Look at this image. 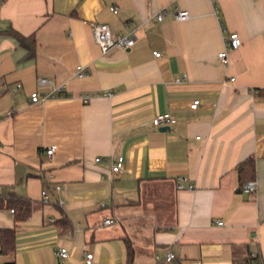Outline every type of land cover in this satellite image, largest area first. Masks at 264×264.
<instances>
[{
	"label": "crops",
	"instance_id": "1",
	"mask_svg": "<svg viewBox=\"0 0 264 264\" xmlns=\"http://www.w3.org/2000/svg\"><path fill=\"white\" fill-rule=\"evenodd\" d=\"M164 7L192 17L156 21ZM136 21L134 47L101 52L94 22L117 36ZM10 29L34 34L33 55ZM226 31L242 40L229 63L218 56ZM162 112L174 118L165 130L151 122ZM252 157L249 192L239 166ZM180 175L195 189H179ZM19 198L33 208L18 223L10 199ZM16 225L0 264H87L83 246L92 264H264V0L0 3V229Z\"/></svg>",
	"mask_w": 264,
	"mask_h": 264
},
{
	"label": "built area",
	"instance_id": "2",
	"mask_svg": "<svg viewBox=\"0 0 264 264\" xmlns=\"http://www.w3.org/2000/svg\"><path fill=\"white\" fill-rule=\"evenodd\" d=\"M1 3V2H0ZM111 10L116 13L118 12V8L116 6H112ZM175 20V21H186L189 20L192 15L191 13L186 10V9H181L178 8L172 14L170 13V10L167 7L162 8L157 14L154 16L156 21H164L169 18V16ZM144 23L143 22H132L130 24V29L124 34H119L117 36H114L112 34L111 27L107 23H99V22H94L92 24V31L94 35V39L96 44L99 46L100 50L102 53H108L112 49H127L134 47L136 42H137V32L139 31L141 25ZM224 41H225V48L218 53L219 58H221L225 63H229V56L228 53L230 50L237 49L242 45V40L241 37L237 32H228L226 31L224 33ZM154 56L156 57H161L162 52L156 50L153 52ZM87 74V71L85 69V66L82 64L77 65L75 75L78 77H84ZM184 78L187 77L186 74L183 76ZM235 78L232 77L231 80H234ZM177 81H180L181 78H177ZM39 82L41 84H48L49 80L47 78L40 77ZM20 86V85H19ZM62 91V86H59L55 89L53 92H47V93H40L39 91H34L31 93V101L32 102H38V101H44L47 100L50 97L55 96L56 92ZM108 95H112L111 92H108ZM94 95L87 94L85 95V99L88 100L89 98H92ZM201 103L200 99H194L193 102L191 103L192 108H197L199 104ZM8 114H11V112H8ZM174 118L169 112H162L158 113L155 116H153L151 122L154 127H163V126H169L173 122ZM55 151L54 147H50L47 149V154L49 156H53ZM97 162L102 161V157L98 156L95 158ZM124 168V162L120 160H115L112 161L111 163V169L112 173L114 175L119 174L122 172ZM177 187L179 189H195L194 184H186L185 183V177L183 175L178 176V181H177ZM244 190L253 192L256 190V182L255 180H249L247 181L244 186ZM57 190L61 189V185L56 186ZM42 198L43 200H48L49 198V193L47 190L42 191ZM60 203H62V200H60ZM102 205H105L104 203H101ZM12 212H14V209H11ZM53 220V219H50ZM106 224H111L114 222L113 218H106L104 221ZM219 224H223V221H219ZM58 253L61 258L66 259L69 256V250L61 246L59 247ZM82 253L84 257V261L87 264H92L94 260V253L89 251L87 247L83 246L82 248ZM159 258V256H157ZM166 260H172L175 258V254L171 251L167 252L166 255L164 256Z\"/></svg>",
	"mask_w": 264,
	"mask_h": 264
},
{
	"label": "trees",
	"instance_id": "3",
	"mask_svg": "<svg viewBox=\"0 0 264 264\" xmlns=\"http://www.w3.org/2000/svg\"><path fill=\"white\" fill-rule=\"evenodd\" d=\"M5 0H0L4 2ZM10 33H13L14 36L22 43L25 44L29 51V56L34 54L36 39L34 34L26 37L19 32L10 29ZM256 177V167L254 158H248L242 162L239 166V187L243 188L244 184L249 180H254ZM10 205L14 209L15 218L17 222H22L27 219L32 211V202L25 198L19 199H10ZM18 232V226L15 227H6L0 229V252L9 254L14 252L16 244V236ZM128 250H129V260L133 255V247L131 241L128 239ZM5 264H15L14 261L6 262Z\"/></svg>",
	"mask_w": 264,
	"mask_h": 264
},
{
	"label": "water",
	"instance_id": "4",
	"mask_svg": "<svg viewBox=\"0 0 264 264\" xmlns=\"http://www.w3.org/2000/svg\"><path fill=\"white\" fill-rule=\"evenodd\" d=\"M169 126H163V127H160L161 130H165L167 129Z\"/></svg>",
	"mask_w": 264,
	"mask_h": 264
}]
</instances>
